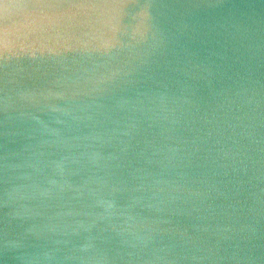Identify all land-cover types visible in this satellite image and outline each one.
Returning <instances> with one entry per match:
<instances>
[{"label":"water","instance_id":"obj_1","mask_svg":"<svg viewBox=\"0 0 264 264\" xmlns=\"http://www.w3.org/2000/svg\"><path fill=\"white\" fill-rule=\"evenodd\" d=\"M0 264H264V0H0Z\"/></svg>","mask_w":264,"mask_h":264}]
</instances>
